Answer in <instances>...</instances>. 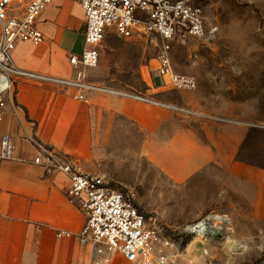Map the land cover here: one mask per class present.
Instances as JSON below:
<instances>
[{"label":"crops","instance_id":"0c3cea01","mask_svg":"<svg viewBox=\"0 0 264 264\" xmlns=\"http://www.w3.org/2000/svg\"><path fill=\"white\" fill-rule=\"evenodd\" d=\"M39 28L43 42H19L14 61L38 73L71 77L73 52L65 47L63 33L69 30L84 40L83 8L77 2L52 0ZM14 86L1 125L12 137L16 155L0 167V264H91L92 250L77 236L85 213L68 197L69 176L34 161L43 147L69 158L84 173L103 172L124 184L141 181L140 174L120 176L110 169L140 168V162L157 168L177 186L213 164L230 182L254 185L255 175L264 176L261 169L237 159L247 132L242 125L206 121L198 130L190 126L196 115L185 108L114 92L90 91L81 99L71 89L25 78ZM256 181L264 187V181ZM255 199L264 204V191L258 188ZM59 231L72 235L58 237ZM111 264L135 263L115 254Z\"/></svg>","mask_w":264,"mask_h":264},{"label":"rangeland","instance_id":"374dc122","mask_svg":"<svg viewBox=\"0 0 264 264\" xmlns=\"http://www.w3.org/2000/svg\"><path fill=\"white\" fill-rule=\"evenodd\" d=\"M198 2L215 35L175 41L170 49L173 70L192 75L195 89L178 90L167 80L151 85L160 40L126 38L113 30L103 37L98 64L83 69L85 81L102 93L139 94L191 110L197 120L190 126L198 130L206 121L242 125L247 132L237 159L264 173V0ZM63 36L69 51L81 52V35L67 30ZM110 170L120 176L140 174L141 181L124 184L93 173L134 197L157 231L156 245L169 264H264V204L255 199L258 188L264 191L256 179L262 182L264 176L255 175L254 185L230 182L213 164L177 186L149 163ZM221 215L227 220L214 218ZM201 221L208 228L200 234L191 226Z\"/></svg>","mask_w":264,"mask_h":264},{"label":"built area","instance_id":"2783aa9c","mask_svg":"<svg viewBox=\"0 0 264 264\" xmlns=\"http://www.w3.org/2000/svg\"><path fill=\"white\" fill-rule=\"evenodd\" d=\"M51 1L0 0V167L16 155L15 143L10 135L1 131V125L18 79L52 83L73 90L76 98L86 99L89 91L100 89L85 81L83 69L98 64L103 37L113 30L126 38L160 40V54L154 69L160 84L167 80L178 90H192L197 87L195 78L172 68V44L190 38L209 39L216 32L206 27L204 10L198 0H66L79 3L84 10L83 49L69 56V62L75 68L71 77L46 75L21 68L14 61L13 53L19 42L34 45L43 42L45 36L39 28V19ZM156 77H150L151 85ZM124 95L171 106L139 94ZM34 161L52 165L69 176L68 197L79 202L86 216L77 236L82 245L90 246L91 264H111L115 254L129 263L169 264L168 257L156 245L159 241L157 231L132 195L110 186L102 175L82 172L69 158L48 147H43ZM71 235L69 231L57 233L58 237Z\"/></svg>","mask_w":264,"mask_h":264},{"label":"bare ground","instance_id":"6f19581e","mask_svg":"<svg viewBox=\"0 0 264 264\" xmlns=\"http://www.w3.org/2000/svg\"><path fill=\"white\" fill-rule=\"evenodd\" d=\"M214 218L218 219L219 221H226L227 220V218L225 216H222V215L221 216H215ZM206 228H208V224L206 222H204V221H201V222L197 223V225L191 226V229L193 231H197L200 234L204 233Z\"/></svg>","mask_w":264,"mask_h":264},{"label":"water","instance_id":"95a60500","mask_svg":"<svg viewBox=\"0 0 264 264\" xmlns=\"http://www.w3.org/2000/svg\"><path fill=\"white\" fill-rule=\"evenodd\" d=\"M155 81H156V85H160V78L159 77H156Z\"/></svg>","mask_w":264,"mask_h":264}]
</instances>
